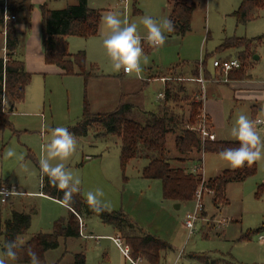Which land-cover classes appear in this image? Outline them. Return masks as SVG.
Masks as SVG:
<instances>
[{"label": "rangeland", "instance_id": "rangeland-1", "mask_svg": "<svg viewBox=\"0 0 264 264\" xmlns=\"http://www.w3.org/2000/svg\"><path fill=\"white\" fill-rule=\"evenodd\" d=\"M242 1L190 0L196 6L190 32L183 37H169L166 33L168 38L163 47H146L144 52L149 62L142 63L141 79L144 81L148 80L150 67L158 72L166 69L171 71L181 69L184 65L192 67L206 60L208 68L212 69L214 58H241L245 50L243 46L239 49L220 50V45L234 37L246 39L248 56L242 60L240 69L233 70L228 75L220 71L208 75V83L212 85H230L233 81L240 80L238 76L241 70L245 72V77L241 80L248 79V84L239 93L227 86L215 92L214 101L223 107V123L217 126V136L221 140L235 141L230 129L239 114H246L253 119L256 116L264 119V8L254 13L253 20L240 24L234 12ZM69 2L70 0H52L47 7L62 9ZM89 5L100 10L102 17L111 11L117 13L121 19L127 18L130 22H136L142 36L146 35V30L140 25L144 15L159 20L168 17L171 10L169 0H89ZM34 8L40 9L37 3ZM99 30V36L89 39L71 37L69 52L85 50L89 62L100 73L117 74L112 70L111 61L102 44L106 34L102 23ZM28 36L35 49L36 42L42 37V26L27 28L25 40ZM4 44L0 30V58L4 53ZM28 48L30 50L28 43L23 42L17 49V58L24 60ZM31 74L32 81L25 100L18 103L9 115L17 133L10 128L0 129V185L8 182L27 194V197L13 200L14 205L0 201L3 219L11 217L12 209L36 210L29 231L18 238V242L22 244L33 235L52 232L56 221L68 220L70 217L69 207L62 206L58 200L48 196L36 194L42 183L38 162L42 156L41 145L50 140V133L44 131V125L51 128L72 127L82 117L84 105L82 78L61 76L53 71L43 73L34 70ZM132 76L137 78L134 74ZM189 89L193 90V87ZM163 90L164 84L161 81H150L146 86L144 95L148 110L158 109L157 97ZM191 94L190 91L189 95ZM4 100L6 103L3 101L0 110L8 112V96ZM254 104L261 108L257 114L253 113ZM171 106L177 113L183 110L176 103L171 102ZM188 110L189 107L184 106L185 116ZM260 134L264 138V131ZM76 139L77 151L67 161V166L81 179L80 194L84 201V193L101 188L105 193L103 199L111 206V210L106 212L121 213L128 219L127 223L119 218L118 225L128 228L133 235H139L141 230L172 245L173 250L167 253L165 264H175L180 253L187 264H204L203 258H214L224 264H233L232 261L235 264H264V199H257L255 196L257 186L264 182V160L257 162L258 169L254 176L242 183H231L228 186L230 204L224 206L222 211L215 210L211 194L203 195L201 227L204 229V236L198 224L196 232L189 236L185 221L196 210V198L182 202L178 209L177 206L181 203L164 198L161 180L143 178L142 170L146 165L143 159L130 161L123 170L119 138L112 134H103L101 128L93 129L88 136ZM10 146L15 148L18 155H23V161L15 157L4 158L5 150ZM166 147L168 154L173 157V165L178 166L174 161L177 152L173 133L167 136ZM203 156L207 179L217 175L222 169L230 168L219 154L204 153ZM78 219L79 223L82 220L86 236L61 239L60 246L47 251L40 264H72L75 254L78 253H84L86 264H133L121 249L126 248L124 242L120 247L114 241L120 236V229L116 225L105 222L97 214L83 215ZM2 244L3 238L0 239V248L3 247Z\"/></svg>", "mask_w": 264, "mask_h": 264}, {"label": "trees", "instance_id": "trees-1", "mask_svg": "<svg viewBox=\"0 0 264 264\" xmlns=\"http://www.w3.org/2000/svg\"><path fill=\"white\" fill-rule=\"evenodd\" d=\"M137 1V0H135ZM171 10L169 18L175 25V30L168 33L169 36H185L191 30V22L195 11V4L190 0H169ZM24 8L23 3L14 4L13 12H19ZM264 8V0H243L239 8L234 12L237 22L246 24L255 18L254 13ZM42 43L44 47L45 60L49 65H55L62 70L64 75H82L85 86L94 72V68L88 65L87 54L79 51L70 55L68 38L80 37L91 38L99 33L102 14L100 10L89 6V0H76V4L69 5L60 10H50L44 5L42 7ZM0 23L3 24V11L0 8ZM261 39V38H260ZM19 39L15 24L7 25L6 50L7 61L0 58V105L4 93L9 97L11 106L25 99L26 88L31 82V74L25 69L24 62L13 59V54L18 48ZM245 47L241 61L248 56L247 41L244 38H230L218 47L220 50L239 49ZM238 77L244 78L245 72L240 71ZM195 74L198 75V69ZM247 76V75H246ZM176 77L175 82L168 83L166 87L164 105L157 113H146L136 117L134 107L122 103L115 111L106 114L95 115L91 113L90 106L85 96L83 116L74 126L68 130L76 138L86 137L89 132L96 128L103 129V134H112L119 138L121 147V166L125 170L130 161L143 159L147 165L142 170V176L149 180H161L163 183V194L165 199L174 200L178 203L194 200L196 191L202 183L199 175L183 166L173 165V159L168 156L167 136L177 133L175 141L176 151L179 158L174 161L187 162L192 155L204 153L219 154L225 148L238 147L236 141H207L205 144L199 134L187 128V125H195L197 115L202 103L195 100V96L189 95L186 86ZM86 91V90H85ZM171 102L176 103L182 110L177 113ZM184 106L189 110L184 113ZM10 110H0V129H12L9 120ZM13 130V129H12ZM202 158L196 160L201 162ZM257 173V164L251 167L247 165L242 169L225 170L214 178L207 179L203 184L204 194L212 195L214 206L228 203L226 197L227 186L230 183L242 182ZM42 182V181H41ZM41 193L45 196L60 200L63 193L48 184L46 177L43 178ZM257 199H264V183L258 185L255 192ZM74 203L70 207L68 220L56 221L54 229L50 233H38L33 235L23 245V248H31L38 256L40 262L44 261L47 251L54 250L60 246L61 239H74L80 237L79 217L83 215L97 214L105 222L116 225L119 238L130 248L131 258L136 261L146 260L149 264H161L163 252L170 248L168 242L152 235H133L117 224L120 218L128 223V219L121 213L110 214L106 211L93 212L82 198L81 194L73 197ZM36 214L34 208L29 211L12 209L11 217L3 219L0 209V239L3 244L6 240L11 241L25 235L32 224V218ZM2 244V245H3ZM22 259L19 264H29L26 252L21 253ZM204 264H221L220 261L210 258L202 259ZM72 264H86L84 253L74 256Z\"/></svg>", "mask_w": 264, "mask_h": 264}, {"label": "clouds", "instance_id": "clouds-1", "mask_svg": "<svg viewBox=\"0 0 264 264\" xmlns=\"http://www.w3.org/2000/svg\"><path fill=\"white\" fill-rule=\"evenodd\" d=\"M101 23L106 29L102 44L111 61L112 70L117 73L123 71L128 76L134 74L137 78H142V63L149 62L142 41L158 49L165 45L168 38L166 33L175 30L173 21L168 17L157 20L150 15H144L140 25L146 30V35L142 36L136 22H130L127 18L121 19L117 13L111 11L101 18ZM44 131L50 133V140L41 145L42 156L38 162L41 181L43 183V178L46 177L51 187L63 193L59 203L70 208L74 203V195L81 193V179L67 166V161L77 151V139L66 127L51 128L44 125ZM261 131H264V120L239 114L230 129L231 136L239 146L225 148L219 153L220 157L233 170L242 169L246 165L251 167L264 160V138ZM14 157L20 161L24 159L22 154L18 155L15 148L10 146L5 150L4 158ZM24 170L27 171L26 166ZM18 194L15 187H0V197L7 198ZM84 196L93 212L111 210L110 203L103 199L105 193L101 188L89 190ZM22 252H26L29 264H40L37 254L30 247L25 250L17 239L4 242L0 248V264H19ZM175 264H187L182 254L177 255Z\"/></svg>", "mask_w": 264, "mask_h": 264}, {"label": "crops", "instance_id": "crops-1", "mask_svg": "<svg viewBox=\"0 0 264 264\" xmlns=\"http://www.w3.org/2000/svg\"><path fill=\"white\" fill-rule=\"evenodd\" d=\"M50 1H52V0H10V8H11L10 12L17 16V20L13 21V22H9V23L15 24L16 33H17V36L19 39L18 48L22 45L23 42L25 43V41L30 46V50L28 48V50L26 51V56H25L24 60L17 58V56H18L17 50L13 54V59L23 61L25 69L28 73L31 74V72H33L34 70L40 71L43 73L48 72V71H53L56 74H59L61 76H76V77L82 78L83 82H84V99L86 96L88 103H89V106H90L91 113H93L95 115L111 113V112L115 111L122 103H127V104H130L134 107L133 112L136 115V117H139V118L141 115L146 114V113H157V112H159L160 109L162 108V106L164 105L166 87H167L168 83L175 82L177 76L182 77V78H179V80L186 83L185 86L187 88L188 93H190V91H191L193 96L200 93L202 88L205 87V100L203 102V108H204L205 112L207 113V115L210 119L211 130L216 135L215 141H233V140H221L217 136V126L219 127V125H222V123H223V107L220 106L219 102L214 101L213 97L216 96L215 92L224 86L230 87V88H232V90H234V92L239 93L242 90V88L246 84H248V83H246V81H248V79L236 80V81H233L230 85H212V84L208 83V81L210 80L208 75L211 74V72L219 71V70L214 68V66L212 67V69H209L207 66V61L205 60V61H202L201 63H199L198 65H193L192 67L191 66L186 67L184 65V66H182L183 68H181V69L178 68L177 70L173 69L171 71H167L168 69H166L165 71H161V72L159 71L158 72V71H153L154 68L150 67L149 68L150 71L148 73V80L144 81L141 78H135L133 76H128L123 71H121L117 74L100 73L99 70L97 69V67L89 62L88 56H87L88 65L90 67L94 68V72H93L92 76L90 77V79L88 80L87 87H86L85 86V79L82 75H64L62 70L59 69L57 66L49 65L46 63L44 47L42 46V37L39 38V40L36 42L35 49L31 45L32 41L30 40L29 36L25 40L24 36H25L27 28H31V27L33 28L35 26L37 28H40L42 26L43 16H42V10L41 9L44 5H46V7H47L48 2H50ZM18 3H23L24 8L19 12H13L12 6H14V4H18ZM35 3H37L39 5L40 9L34 8ZM74 4H76V0H70L69 4L67 6L74 5ZM93 9H96V8H93ZM50 10H60V9H50ZM101 14H102V12H101ZM169 14H170V12H169ZM167 16L169 18V15H167ZM2 27H3V24L0 23V29ZM99 34H100V30H99V33L97 36H99ZM3 37H4L5 44L3 47L4 53H3L2 58L6 62V59H7L6 37L7 36L3 35ZM169 37H172V36H169ZM70 38L71 37L68 38V46H69V39ZM87 39H89V38H87ZM34 45H35V42H34ZM147 46H148V43L145 42L144 43L145 49ZM79 51H85V50H79ZM69 53H70V55H74L77 52L76 53L69 52ZM86 54H87V52H86ZM215 59H220V60L226 59L227 60V59H239V58H236V57L228 58V57H226V58H214V60ZM241 63H242V61H241ZM169 69H172V68H169ZM196 69H198V75L195 74ZM155 70H157V69H155ZM179 70H180V73H178ZM200 78H202L204 80V83H200V82L194 80V79H200ZM250 79H251V77H250ZM31 81H32V74H31ZM150 81H161L164 84V90L159 92V94H158L157 98L159 101V107L155 111H151V110L147 109V106H146L147 99L144 95L145 88H146V86L149 85ZM30 84H31V82H30ZM29 85L26 88V92H27ZM190 87H193V90L192 89L190 90L189 89ZM161 95H164V98H162ZM210 95H212L211 96L212 98H210ZM6 96L7 95L4 93L2 103H3V101H5L4 97H6ZM25 97H26V94H25ZM8 99H9V97H8ZM22 102H16L15 105L13 106L14 110H15L16 105L18 103H22ZM4 103H6V102H4ZM9 104H10L9 110L11 113L10 99H9ZM260 109H261L260 106H257L255 104L253 105V113L257 114ZM83 110H84V105H83ZM256 114H255V116H256ZM80 119L78 120V122L80 121ZM254 119H262V118L256 116ZM262 120H264V119H262ZM12 129L15 133H17V131L13 128V125H12ZM173 134H174V145H175V141H176L178 134H175V133H173ZM175 149H176V145H175ZM203 154L204 153L201 154V158H202V161L204 162ZM168 156L170 158H173L169 154H168ZM174 158L175 159L179 158L178 153H177V155L174 156ZM198 158H200V155H192L187 162L179 163L176 161V163H178V166L186 167V168L190 169V171L193 172V168L195 167V165L198 164L196 162V160H198ZM147 163L148 162L146 161V165H147ZM256 164H257V162H256ZM203 166H204V163H203ZM257 169H258V164H257ZM225 170H233V169H231V168L222 169L218 172L217 175L210 177V178H214V177L218 176L219 174H221ZM204 175H205V170H204ZM205 178L207 180L206 175H205ZM210 178H208V179H210ZM3 182H6V181H3ZM242 182H244V181H242ZM242 182H235V183H242ZM262 183H264V182H262ZM2 185H7L11 189L13 187H15V186H12L11 184H9L8 182L1 184L0 187ZM228 186H227V190H226V197H227L228 203L225 205H220V206H214L213 205L217 212L222 211L224 206L230 204L229 199H228ZM15 189L20 194L12 196L7 201V202H10L12 205H14L13 200L19 199L21 197H27V194L25 192H22V190H19L17 187H15ZM41 189H42V183L40 186V191L36 194L43 196L44 194L41 193ZM0 201H1V197H0ZM7 202L3 203V204H7ZM1 203H2V201H1ZM181 205H182V203L179 204V208L181 207ZM177 208H178V206H177ZM206 212L207 211H206V207H205V213ZM224 219L225 218H222V220H224ZM201 220L197 224L200 228V231L203 232L202 234L204 236V229H202V227H201ZM185 228H186V226H185ZM140 234L150 235V234H147L141 230H140ZM80 237H83L81 235V233H80ZM207 237H208V235H207ZM207 237H205V238H207ZM159 239H161V238H159ZM169 245H170V248L167 249L166 251H164L162 254L163 259L161 261V264L166 263L167 253L169 251L173 250L172 245L170 243H169ZM126 248L130 251V248L128 246H126ZM180 254H182V253H180ZM208 257H210V256H208ZM222 257H225V256H222ZM199 258L201 259V257H199ZM215 260H217V259H215ZM136 262L138 264L139 263L149 264L144 259L136 260ZM220 263L224 264L222 262H220ZM232 263L235 264L233 261H232ZM195 264H198V263H195Z\"/></svg>", "mask_w": 264, "mask_h": 264}, {"label": "built area", "instance_id": "built-area-1", "mask_svg": "<svg viewBox=\"0 0 264 264\" xmlns=\"http://www.w3.org/2000/svg\"><path fill=\"white\" fill-rule=\"evenodd\" d=\"M0 8L3 11V27L0 29L3 35L7 36V23L13 22L17 20V16L15 14H12L10 12V0H0ZM146 41H142V45L145 51L144 43ZM7 61V59H6ZM213 66L214 68L218 69L220 72L224 73L225 75H228L231 71L240 69L242 67V63L239 59H225V60H220V59H215L213 61ZM195 81H198L200 83H204V80L202 78L200 79H194ZM162 98H164V95H161ZM195 100L198 102L202 103V107L199 109V113L197 115V122L195 125H187V128L196 131L201 140L202 143L205 144L207 141H215L216 140V135L215 133L212 132L211 130V124H210V119L205 112L203 108V102L205 100V87L202 88L201 92L195 95ZM204 153V152H203ZM193 173L199 175L202 179V183L198 190L196 191V200H197V205H196V210L193 214H189L186 218L185 221V226L189 231V236L193 235L196 232V225L197 223L201 220L202 212L204 210V203H203V195L204 190H203V184L206 181L205 175H204V166H203V161L199 162L195 167L193 168ZM6 186L8 189H11L7 185H2L1 187ZM19 193V192H18ZM20 194V193H19ZM18 194V195H19ZM14 196V195H12ZM12 196H9L7 198L1 197L2 203H6ZM222 222V221H221ZM220 222V224H221ZM80 233L83 237L86 235L84 234V229H83V223L82 220L80 219ZM114 241L117 243L118 246L121 247L123 241L117 237L114 239ZM124 255L131 259L130 251L125 248H121ZM132 260V259H131ZM133 264H138L136 261L132 260Z\"/></svg>", "mask_w": 264, "mask_h": 264}, {"label": "water", "instance_id": "water-1", "mask_svg": "<svg viewBox=\"0 0 264 264\" xmlns=\"http://www.w3.org/2000/svg\"><path fill=\"white\" fill-rule=\"evenodd\" d=\"M14 110V107L13 106H11V112ZM178 208H179V205H178Z\"/></svg>", "mask_w": 264, "mask_h": 264}]
</instances>
